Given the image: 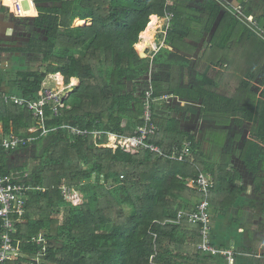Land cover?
I'll return each mask as SVG.
<instances>
[{
	"label": "trees",
	"instance_id": "trees-1",
	"mask_svg": "<svg viewBox=\"0 0 264 264\" xmlns=\"http://www.w3.org/2000/svg\"><path fill=\"white\" fill-rule=\"evenodd\" d=\"M235 1L264 28L263 8L258 10L264 0ZM247 1L252 4L245 7ZM33 2L37 16L21 19L32 24L38 38L19 48H5L0 41V56L33 52L40 60L35 69L15 72L13 79L5 78L0 64L4 134L26 138L35 120L2 95L34 98L47 74H60L64 84L78 80V85L65 100L69 109L56 115L46 110L45 136L37 133L36 140L17 150L0 149V175H14L15 183L39 188L28 194L22 222L15 224L12 235L15 247L27 256L23 260L37 256L42 246L31 238L43 236L49 244L42 264H223L198 249L202 224L189 221L188 215L202 196L188 180L208 173L213 180L210 209L223 213L234 205L240 195L239 173L231 167L230 155L239 135L231 136L225 125L240 116L252 122L250 136L261 143H245L243 162L252 173L262 170L264 160L254 157H264V122L260 109L253 116L256 95L245 78L259 77L264 84V42L218 0ZM166 14L171 18L162 47L151 60L140 58L135 50L144 49L139 36L152 15ZM74 20H90V25L71 28ZM202 42L199 56L190 59ZM149 89L155 99L168 96L185 104L154 105L158 132L148 142L158 146L162 156L96 146L107 134L132 135L142 124ZM191 105H199L206 123L199 136L185 116ZM209 123L222 128H210ZM62 125L88 135L73 136ZM93 132L101 133L96 144ZM187 142V157L169 158L174 151L179 156ZM216 148L221 149L219 159L214 157ZM21 151L23 158L17 157ZM62 187L80 192L82 201L74 205L66 200Z\"/></svg>",
	"mask_w": 264,
	"mask_h": 264
},
{
	"label": "built area",
	"instance_id": "built-area-1",
	"mask_svg": "<svg viewBox=\"0 0 264 264\" xmlns=\"http://www.w3.org/2000/svg\"><path fill=\"white\" fill-rule=\"evenodd\" d=\"M243 11L244 9L241 6H237L232 7L230 12L264 42V28L260 26L256 19L247 17ZM170 18L171 14H166V27L169 25ZM73 80L75 79H71L68 84H64L60 74H47L45 80L41 84L39 93L34 98H24L8 94L2 95L4 101L13 102L28 110L35 120V125L27 130L28 136L22 138L14 136L12 133L5 135L0 124V149L17 150L36 140L38 137H34L35 134L40 133L39 137L45 136L48 132L46 128V110L56 115L63 109L70 108L69 105L65 104V100L72 89L78 85V80L76 79L77 84L74 85L72 83ZM169 98L170 97L168 96H164L160 99H155L152 96L151 89H149L145 93L143 99L142 124L134 128L132 135L117 136L107 134L106 141L103 144H96L98 143L97 138L101 133L93 132L92 136L96 146L108 148L113 151L120 148L123 152L130 154L143 150L155 153L159 157L162 156L160 148L155 144L149 143L148 139L155 136L158 132V128L153 122V108L156 101H167ZM61 129L66 130L73 136L88 135L86 130H81L76 126L62 125ZM189 147L190 143H184L180 155L176 156L178 152L174 151L169 158L182 160L189 155ZM15 181L16 177L14 175H0V264H42L41 258L45 256L44 250L48 246V242L43 236L31 238V241L38 246H42V249H40L35 258L29 261L23 260V258H27V256L22 254L14 245L12 235L15 230V224L22 222L28 194L33 190L39 189L25 186L23 184H17ZM188 186L197 190L202 196L200 203L197 205L196 211L188 215L189 221H198L202 224L200 230L202 240L198 245V249L221 259L223 264H234L236 254L233 249L218 248L210 242L209 234L211 218L208 195L213 186L212 177L208 173H199L196 179L188 180ZM62 193L66 200H70L69 198L72 193L76 194V192L70 191L64 187H62ZM71 202L74 205H77V203H74L73 201Z\"/></svg>",
	"mask_w": 264,
	"mask_h": 264
},
{
	"label": "crops",
	"instance_id": "crops-1",
	"mask_svg": "<svg viewBox=\"0 0 264 264\" xmlns=\"http://www.w3.org/2000/svg\"><path fill=\"white\" fill-rule=\"evenodd\" d=\"M218 1L227 10L228 8L240 6L237 5V3L235 4V0ZM0 3H2V0H0ZM251 4V1H247L245 7ZM261 8H263L262 11L264 13V3L258 9L260 12ZM152 16L154 17L155 15ZM250 16L247 17L254 18L253 15ZM158 18L159 20L164 19ZM162 45L163 44L160 43L159 46H156L154 41L153 48H148L149 53L154 56ZM197 45L198 48L194 53V57L190 58L192 60H195V58L199 56L205 46V42L197 43ZM153 56H150L151 58L149 57L150 60ZM183 80L185 84L189 80L187 71L184 72ZM245 80L251 84L250 91L255 92L256 95L255 110L252 111L253 116L254 112L260 109L261 117L264 122V84H261L259 77L254 80H250L247 77ZM168 100L160 101L161 103L162 101L168 103ZM176 101L181 107L185 105L178 99ZM258 101H261L260 105H258ZM185 116L188 118V123L192 124V127L190 126L191 131L199 136L200 129L206 125L202 116L199 114V105H191L190 110H188ZM207 126L210 128H222L215 123H209ZM225 128L230 131L229 134L231 136L234 134L239 135V139L234 144L235 152L230 155V165L239 173L240 195L236 199L234 205L227 209L226 212L218 213L210 209V242L218 248L233 249L236 254L234 264H264V164L262 170L252 173L246 168L243 162V153L241 152L245 143L247 144L249 141L257 144L261 143L252 140L250 136L252 122L246 121L242 116L231 118L229 124L225 125ZM220 152V148L215 149V159H219ZM254 159L264 160V157L255 155Z\"/></svg>",
	"mask_w": 264,
	"mask_h": 264
},
{
	"label": "rangeland",
	"instance_id": "rangeland-1",
	"mask_svg": "<svg viewBox=\"0 0 264 264\" xmlns=\"http://www.w3.org/2000/svg\"><path fill=\"white\" fill-rule=\"evenodd\" d=\"M30 15L32 17H35V13L30 14ZM30 15L29 16L15 15L14 7L12 5L11 0H2V3H0V41L3 43V47L5 48L26 47L30 38H33V37L38 38L39 35L34 31L32 24L29 21H23V19H21L24 17L32 18ZM76 20L72 22L71 28L78 27V22H76ZM83 22L85 23L83 24V26L90 25V20H86ZM166 25H167V21L165 20V18L161 19V22L158 23V27L155 30L156 46L157 45L159 46L160 43L163 44V40H164V36L166 33V28H167ZM139 40H140V36L138 38V43L140 45ZM135 50L138 54L143 53V58L150 59L151 58L150 56H153V54L149 53L148 48H144V50L139 52L136 46ZM194 55H192V57H194ZM0 64H2L1 67L5 73V78L13 79L15 78V72H18L19 70L35 69L37 66H39L40 60H39V56L37 54H34L33 52H2L0 56ZM157 72H160V71H157ZM148 74L149 75H147V78H146L147 83L145 82V85L147 86V88H148V84L150 81V73ZM169 102L176 103L177 101L174 99H170L168 100V103L165 101H162L161 103L160 100H157L155 104L156 106H162L165 104H169ZM24 156L25 154L23 151H21L17 155V157L19 158H23ZM32 166H34V163H30V167ZM82 197L83 195L80 192H76V194L72 193L69 199L73 201L74 203L78 204L79 202L82 201ZM51 245L56 247V246H59L60 244L51 242Z\"/></svg>",
	"mask_w": 264,
	"mask_h": 264
},
{
	"label": "bare ground",
	"instance_id": "bare-ground-1",
	"mask_svg": "<svg viewBox=\"0 0 264 264\" xmlns=\"http://www.w3.org/2000/svg\"><path fill=\"white\" fill-rule=\"evenodd\" d=\"M14 7V13L17 16H29L36 12L32 0H11ZM31 16V15H30ZM32 17V16H31ZM161 20L157 16L152 17L151 21L147 24L143 34L140 36V45L143 48H153L155 41V30ZM85 24L83 21L78 22V26ZM14 74V73H13Z\"/></svg>",
	"mask_w": 264,
	"mask_h": 264
},
{
	"label": "water",
	"instance_id": "water-1",
	"mask_svg": "<svg viewBox=\"0 0 264 264\" xmlns=\"http://www.w3.org/2000/svg\"><path fill=\"white\" fill-rule=\"evenodd\" d=\"M143 50H144V49H143ZM139 57H140V58H143V53H140V54H139Z\"/></svg>",
	"mask_w": 264,
	"mask_h": 264
}]
</instances>
